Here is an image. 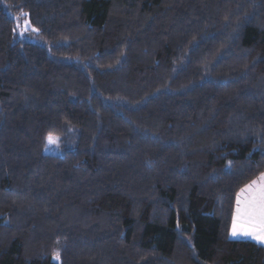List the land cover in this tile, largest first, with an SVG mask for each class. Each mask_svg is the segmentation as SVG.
<instances>
[{"label": "trees", "instance_id": "trees-1", "mask_svg": "<svg viewBox=\"0 0 264 264\" xmlns=\"http://www.w3.org/2000/svg\"><path fill=\"white\" fill-rule=\"evenodd\" d=\"M261 173L264 0H0V264H264Z\"/></svg>", "mask_w": 264, "mask_h": 264}, {"label": "snow or ice", "instance_id": "snow-or-ice-1", "mask_svg": "<svg viewBox=\"0 0 264 264\" xmlns=\"http://www.w3.org/2000/svg\"><path fill=\"white\" fill-rule=\"evenodd\" d=\"M22 16H27L22 13ZM21 27V25H17ZM23 30L27 31L29 22L25 19ZM36 31V29H32ZM49 145H55L59 150V137L49 135ZM231 237L245 236L264 243V173L246 184L236 193V207L232 214ZM58 259L57 257H54Z\"/></svg>", "mask_w": 264, "mask_h": 264}, {"label": "rangeland", "instance_id": "rangeland-1", "mask_svg": "<svg viewBox=\"0 0 264 264\" xmlns=\"http://www.w3.org/2000/svg\"><path fill=\"white\" fill-rule=\"evenodd\" d=\"M23 24H24V20L22 21L21 27L18 30L20 33L26 34L27 32L32 31V28H31L30 24H29L28 30L27 31H24L23 30V27H22ZM53 136H56V135H53ZM56 137H58V136H56ZM44 153H46V154H52V155H61L63 153V149L60 147V144H59V150H57V148H56L55 145H49L47 143L46 147L44 148ZM233 239H236V237H233ZM241 239H244V238H241Z\"/></svg>", "mask_w": 264, "mask_h": 264}, {"label": "crops", "instance_id": "crops-1", "mask_svg": "<svg viewBox=\"0 0 264 264\" xmlns=\"http://www.w3.org/2000/svg\"><path fill=\"white\" fill-rule=\"evenodd\" d=\"M241 238H244V239H246V240H251V241H254V242H256V243H259V242H257L256 240H253V239L248 238V237H245V236H237V237H236V239H241ZM232 239H233V237H232ZM259 244H261V245L264 246V243H259Z\"/></svg>", "mask_w": 264, "mask_h": 264}]
</instances>
